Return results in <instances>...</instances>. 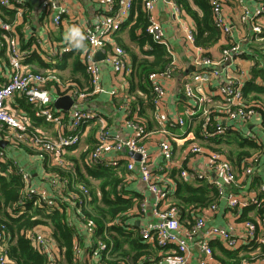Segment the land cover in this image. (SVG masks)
Segmentation results:
<instances>
[{
	"label": "built area",
	"instance_id": "built-area-1",
	"mask_svg": "<svg viewBox=\"0 0 264 264\" xmlns=\"http://www.w3.org/2000/svg\"><path fill=\"white\" fill-rule=\"evenodd\" d=\"M101 6V16L96 24L83 27L86 36L85 42L89 48L81 54V62L89 76L91 89L79 88L73 82H64L53 72L34 71L24 64L25 59L31 55L30 50H23L18 46L16 38H6L5 45L9 55L10 72L7 79L0 85V174L4 175L2 166L13 163L17 174L21 176L24 191L19 204L28 202H43L47 207L62 210L64 202H69V208H76L91 201L90 189L82 184L77 187L81 190L84 199H79L75 192H68L69 178L63 174L49 170L57 167L60 171L75 176L76 166L69 158V152L80 147L84 136V127L97 123L95 142L90 149L87 161L91 165L117 167L122 160L127 158V172L138 170L142 181L146 184L148 192L153 197L152 207L156 220L149 221L139 228L145 243L153 244L161 249L173 250L177 264H187L191 252V243L199 236L198 248L207 257L214 255L212 242L219 243L226 251H236L244 245L256 246L253 254H262L264 260V218L241 221L243 231L236 236L231 230L217 225H208L207 216L219 211L218 201L225 200L232 217L239 221L241 214L257 202L258 196H264V182L255 193L251 191L255 174L263 166V150H257L246 157L239 164H234L224 149L218 147L208 148L192 142L187 154L205 159V168L200 170L197 166L174 167L175 149L169 138L161 140L158 144V154L164 164L158 168L154 166V157L148 150L145 141L150 132L144 125V119L134 114L127 119L126 124L131 129V135L125 137L121 132H113L104 116L97 110L87 106L88 100L94 94L108 93L111 96L118 94L116 89L108 91L101 83L102 75L100 64L105 63L113 71L129 74L131 69L126 60V51L119 45L115 36L129 20L133 10V0H97ZM158 0H142L143 11L149 15V24L146 32L156 44L163 45L172 59L167 69L161 72H152L148 76L150 87L154 93L153 106L155 118L163 129L167 127H183L187 124L183 116L169 117L162 110L166 97V88L163 80L172 77L175 72L172 48L167 41L163 26L155 16L154 11ZM171 5H176L174 0H166ZM25 0H0L2 6L12 9L24 4ZM237 4L242 6L238 21H234L226 13V6ZM213 14V23L222 36H232L238 24L249 25L252 38L257 41L259 50L264 54V1H258L254 8H250L243 0H210ZM42 10H54V24L60 25L68 9L58 6L52 0H43ZM180 12V11H179ZM178 12V13H179ZM1 29L10 30L7 24H1ZM185 43L196 49L194 65L197 72L186 77L183 82V93L190 100L184 111V116L192 120L200 115L204 119L201 135L206 140H214L225 136L229 131L238 132L241 123L260 116L264 110L262 102L258 100L247 101L244 93L248 78L243 73L240 77L232 73L231 64L247 51L241 43L229 42L222 50L220 60H214L206 55L203 47L196 46V29L193 25L181 26ZM253 41V40H252ZM3 46L4 43L0 42ZM150 50L151 47H148ZM71 47L65 45L61 52H68ZM98 52L104 54V59L97 61ZM224 68L220 69L222 64ZM225 74L224 82L220 83L215 91L206 93L205 87L212 80ZM59 96H69L73 103L67 111L54 106L52 91ZM21 94L27 103L33 107L35 121L26 113L11 111L10 102L16 95ZM217 99V100H216ZM218 105L222 120L214 118L211 114L214 106ZM127 116L131 114L130 102H123ZM228 120V124L224 122ZM238 123V124H237ZM48 124L53 125L55 135L48 133ZM239 133V132H238ZM245 137H250L259 145H263L260 138L252 133L245 132ZM1 142L12 148L27 150L42 163L40 175L41 183L37 182L33 172L27 170L18 160L10 158L6 147ZM133 154H138L137 160ZM12 159V160H11ZM12 161V162H11ZM177 173H173L174 168ZM176 180L189 183L208 181L218 190V200L213 204L192 210V218H183L182 208L175 206L169 196L177 189ZM127 183V179H126ZM48 186L50 189H48ZM140 212L146 213V202L139 205ZM196 213L193 214V212ZM82 226L89 237L88 253L83 264H97L103 256L109 257L113 246L106 241L94 240L96 225L93 220H85L79 216ZM118 223L123 224L121 219ZM70 226L73 221L70 219ZM84 224V225H83ZM32 246L46 257V264H62V252L58 243L53 238L49 228L40 226L25 233ZM77 242V241H76ZM75 242L74 255L80 257L81 247ZM11 232L4 222H0V264H15L9 257V246L12 244ZM250 252V253H252ZM240 263L247 262L246 257L240 258Z\"/></svg>",
	"mask_w": 264,
	"mask_h": 264
},
{
	"label": "crops",
	"instance_id": "crops-1",
	"mask_svg": "<svg viewBox=\"0 0 264 264\" xmlns=\"http://www.w3.org/2000/svg\"><path fill=\"white\" fill-rule=\"evenodd\" d=\"M42 1L43 0H25L24 4L20 6V9L18 10L17 8L15 14L14 12L11 13L12 11L10 10L8 12L0 11V25L7 24L11 27L8 31L0 28V42L4 43L3 46L0 45V85L5 82L10 72L9 55L5 45L6 38H16L18 46L21 49L31 51V55L24 61L26 66L34 71L53 72L64 82H73L79 88L91 89L89 76L86 70H84V66L81 62V54L85 51L84 47L86 46L84 45L81 49L71 48L70 51L65 53L61 52V49L64 48L65 45H69L64 40V34L70 26L78 25L83 30L85 25H93L99 21V16H101V6L99 2L97 0H52L58 6L68 9V13L63 16L62 23L60 25H55V11L42 10ZM258 1L264 0H243V2L250 8H254ZM191 5L199 10L193 2ZM140 7L142 10V4L139 0H136L133 4V12H131L130 19L128 22L126 21V27L124 28L123 26L115 36L116 42L121 45L127 53L126 60L131 72L128 75L125 74L123 77L121 74L115 73L111 66L101 63L102 85L108 91L116 89L118 94L116 96H111V94L108 93L94 94L88 100L87 106L99 111L104 116V119L113 132H121L125 137H129L131 135V129L126 124L129 117L127 116L123 102H130L132 100L128 98L129 93L133 95L134 101L137 96L138 103L142 105L148 119L146 122L148 124L150 135L145 143L154 157V166L156 168L164 164V161L158 154V144L166 137L171 140L175 149L174 167H179L178 164H182L184 167L197 166L200 170L205 168L204 158L189 155L186 160H182L183 156L187 154L188 148L192 142L208 148L221 147L222 144H224L231 146L236 150L239 146L237 141L235 142L233 138L230 140L229 137L225 136L236 134L239 138L242 136L245 137V132H252L260 138L264 146V111H262L260 116L258 115L250 121L239 122L241 123L239 124V133L229 131L224 136L225 138L223 137V142L217 143L215 139L206 140L202 136H196V122H193L184 116L186 106L191 103V101L185 98L182 88L185 78L197 72V68L194 65L196 49L189 47L185 43L184 34L181 28L183 25L195 26L196 24L194 18L190 14L177 5H171L166 0L157 1L154 14L162 24L166 39L170 43L174 59L173 62L176 69L172 77L163 80L164 87L166 88V97L163 101L162 110L169 117L183 116L186 119L187 124L183 127H167L166 129H163L161 125H159L155 118V108L152 103V95L145 94L141 91L139 86L140 77H138L137 73L138 66H144L143 64L145 63V60H148L149 62L153 61V55L148 54V50H150L148 47H151L152 43L146 40L144 45H140L139 34L141 29H134V25L138 20L137 11ZM241 10L242 6L237 4L226 6V13L234 21H238ZM6 21H10V23ZM229 42L241 43L243 49L247 51L245 56L237 58L231 64L232 73L235 76L240 77L243 73L244 78H248L245 87L255 89L246 98L249 100L258 97L264 101V93H262L264 91L257 90H264V54L258 48L259 43L252 38L249 25L238 24L232 36L226 38V36L221 35L214 45L206 48L203 47L205 49L204 52L206 51V55L218 61L221 58L222 50ZM84 43L86 42L84 41ZM225 65L226 63L222 64L220 69L224 68ZM148 76L143 79L142 84L146 85L145 83H147L150 87ZM224 80L225 74L222 73L219 77L212 80L210 85L205 87L206 93L215 91V88H217L220 83L224 82ZM54 90L55 89L52 91V98L55 106V100L63 96H59V92L57 91L56 93ZM10 107L11 111L14 113H26L35 121V125L41 124L35 117L33 107L27 103L26 99L21 94H16L11 99ZM213 108L214 111L212 115L214 118L222 120V118H220L222 114L218 105L215 104ZM224 122L228 124V120L224 119ZM97 128V123H91L89 126L86 125L84 127V136L80 147L69 152V157L74 155V157L78 158L77 163H79L82 168L85 177L87 171L84 170V167L80 163V154L84 151V148H91L93 146ZM48 133L55 135L53 125L48 124ZM3 147H6L7 154L10 158L18 160L21 165L28 168L27 170L33 172L36 181L41 183L38 177L42 168L41 161L35 156L33 157V155L27 150L12 148L11 146L6 145V143ZM127 158L129 157H126V160H122L127 179V196H140L142 197L140 203L146 202V213H140L130 220L131 222L135 221L136 226L141 227L149 221L156 220L152 207L153 197L148 192L146 184L142 181L141 174L138 170L130 173L127 172ZM262 164L263 166L255 174L252 182L251 191L253 193H255L258 186L264 182V155L262 158ZM173 173H177L176 168H174ZM197 184L199 185L198 182L193 183L194 186H197ZM48 189H50L49 186ZM218 204L219 211L207 216V224L225 227L231 230L236 236L240 235L243 231V224L241 221H237L232 217L231 211L227 208L225 200L218 201ZM194 213H196V211H194L193 214ZM250 214L254 215V212H251ZM69 216V218L74 221V224L77 225L76 228L81 237L80 240L79 238L76 239V243L81 247V254L78 258L74 255V259L78 264H83L88 253L90 240L79 217L72 212L69 213ZM198 240L199 236L195 237L191 243V252L187 264L234 263L233 259L225 255L222 251V246L217 242H214L213 244L214 255L212 257L205 256L198 248ZM250 252L252 251L246 250L240 253V258L244 256L247 259L245 264H264L262 254H253V252ZM158 256H160V259L156 264H177L175 262V253L173 250L160 252ZM62 259L64 264H66L63 254Z\"/></svg>",
	"mask_w": 264,
	"mask_h": 264
},
{
	"label": "trees",
	"instance_id": "trees-1",
	"mask_svg": "<svg viewBox=\"0 0 264 264\" xmlns=\"http://www.w3.org/2000/svg\"><path fill=\"white\" fill-rule=\"evenodd\" d=\"M135 1L133 0V4ZM174 1L178 7L194 18L196 24V45L206 48L214 45L219 40L221 33L213 23L210 0ZM139 2L142 4V10L140 7L137 11L138 20L134 25V29H141L139 34L140 45H144V42L147 40L152 43L151 47L153 48L152 50H148V54L153 55V61L149 62L145 60L144 66H138L137 73L138 77H140L139 86L141 91L147 95H152L154 99V93L151 87L145 81L144 83L146 85H143L142 81L152 72H161L167 69L172 57L163 45L154 43L147 34L146 29L149 24V15L143 11L142 0H139ZM192 2L200 11L192 7ZM9 10L12 11L11 13L14 12V14L17 12V8L9 9L0 3L1 12H8ZM6 22L10 23V21ZM126 25L127 23L125 22L123 25L124 28ZM84 45L87 47H84L85 50H87L89 47L86 43ZM83 68L85 70V67ZM254 90V88L245 87V97ZM257 90L264 91L263 89ZM128 98L132 99L130 101L131 114L128 116V119L133 118L134 114L137 113L138 117L144 119V125L148 130V124L146 122L148 119L142 105L138 103V97L136 96V100L134 101L133 95L129 93ZM253 100H258L263 104V100L258 97L247 99V101ZM191 121L197 124L196 136H202L201 130L204 119L200 115H197ZM223 137L224 135L215 138V141L217 143L223 142ZM225 137H229L230 140L233 138L239 145L236 149L237 164L253 152L264 149L263 145H259L250 137L242 136L238 138L236 134H229ZM89 151L90 149H87L80 154V163L84 167V170L87 171L86 177L83 175L84 172L79 163H77L78 158L74 157V155L71 157L68 155V158L76 166L77 174L75 176L62 172L57 167L48 168L57 173L61 172L63 176L69 178L67 184L68 192L65 195L69 192H75L77 197L83 200L84 196L77 186L82 184L90 189L91 201H87L86 204L81 206L77 205L76 208H69L70 211H68V205L70 204L67 201L64 202L62 210L47 207L43 202L38 203L36 201L23 205L19 204L24 191L21 176L17 174L15 168L11 167L13 163L8 162V164L2 166V171L5 174H0V222L6 223L11 232L13 243L9 246V257L15 264H46V257L40 254L25 236L27 231L34 230L40 226H45L50 229L53 238L58 243L65 257L66 264H78L74 259V248L76 239L79 238L80 240L81 237L76 228L77 225L73 224L70 226L68 224L71 219L69 218V213L71 212L75 213L78 217L84 216L85 220H93L96 225L94 240L106 241L109 245L113 246L109 257L103 256L97 264H156L159 261V253L165 250L153 244L145 243L135 221H130L141 213L139 205L142 197L127 196L126 175L123 162L119 163L117 167L91 165L87 161ZM231 153L228 157L231 161H234V151ZM94 181L99 183L97 189L93 185ZM176 182L177 189L169 196V200L175 206L182 208L183 218H191L192 210L207 207L218 200L219 194L216 186L208 181H201L197 186L184 180H176ZM251 212H254V215H251ZM257 217L264 218V196L262 195L258 196L257 202H254L251 208L245 210L238 220H254ZM118 219H121L123 224L118 223ZM213 244L214 242H212ZM254 248L256 246L244 245L236 251H226L225 249H222V251L225 255L233 259L234 263L232 264H238L241 262L239 257L240 253L246 250L252 251Z\"/></svg>",
	"mask_w": 264,
	"mask_h": 264
},
{
	"label": "clouds",
	"instance_id": "clouds-1",
	"mask_svg": "<svg viewBox=\"0 0 264 264\" xmlns=\"http://www.w3.org/2000/svg\"><path fill=\"white\" fill-rule=\"evenodd\" d=\"M86 39V36L78 25L70 26L65 34H64V40L70 45L73 49H81L84 47V41ZM70 50V49H66Z\"/></svg>",
	"mask_w": 264,
	"mask_h": 264
},
{
	"label": "water",
	"instance_id": "water-1",
	"mask_svg": "<svg viewBox=\"0 0 264 264\" xmlns=\"http://www.w3.org/2000/svg\"><path fill=\"white\" fill-rule=\"evenodd\" d=\"M95 59L97 61L99 60H102L104 59V55L103 53L101 52H98L95 56ZM73 103V100L69 97V96H63V97H60L58 98L57 100H55V106L58 108V109H64V110H68L70 109L71 105ZM4 142H1V145L4 146ZM131 155H134V157L137 159V160H140V156L137 154H133V153H130Z\"/></svg>",
	"mask_w": 264,
	"mask_h": 264
},
{
	"label": "rangeland",
	"instance_id": "rangeland-1",
	"mask_svg": "<svg viewBox=\"0 0 264 264\" xmlns=\"http://www.w3.org/2000/svg\"><path fill=\"white\" fill-rule=\"evenodd\" d=\"M263 104H264V101H263ZM218 148H220V149H224L226 152H227V154L229 155V154H232L231 152L232 151H234V153H233V156H234V161H232L234 164H237V159H236V153H237V150H235L233 147H231V146H228V145H224V144H222V146L221 147H218ZM98 182H93V185L95 186V189H97L98 187Z\"/></svg>",
	"mask_w": 264,
	"mask_h": 264
}]
</instances>
